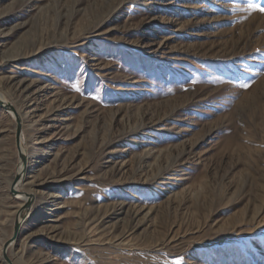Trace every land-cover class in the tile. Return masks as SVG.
<instances>
[{
    "label": "rangeland",
    "instance_id": "1",
    "mask_svg": "<svg viewBox=\"0 0 264 264\" xmlns=\"http://www.w3.org/2000/svg\"><path fill=\"white\" fill-rule=\"evenodd\" d=\"M260 9L0 0V264H264Z\"/></svg>",
    "mask_w": 264,
    "mask_h": 264
},
{
    "label": "bare ground",
    "instance_id": "2",
    "mask_svg": "<svg viewBox=\"0 0 264 264\" xmlns=\"http://www.w3.org/2000/svg\"><path fill=\"white\" fill-rule=\"evenodd\" d=\"M8 100L5 99V97L3 96V94L0 92V105L5 109L3 111H5V113L8 114V116L12 119H15L17 122H19V125L21 126V124L23 123V118L18 110V108L11 106L10 104H8L7 102ZM12 111V112H11ZM16 123V122H15ZM21 131V129H20ZM22 131L19 133V146H20V165L17 168V172L15 177L13 178H17L18 180L16 182H13L14 179L11 181V183L9 184L10 186V190L12 189V191L15 192L14 197L16 199H20L24 204H21L22 206L19 207L17 209V214H18V220H19V228L21 226V223L25 220L26 216H27V210L30 209V204L33 201L34 197H31L32 195H30L29 193H25V192H21L20 189V184L21 181H23V177L25 176V172H26V157H25V153H24V148H23V136H22ZM22 185V184H21ZM26 195H30L31 200H28V197L24 198L23 196ZM15 240V239H14ZM13 241H7V245L5 250L2 249V253H3V258H4V252H6L7 248L14 242ZM4 264H11V262L9 260H5L4 259Z\"/></svg>",
    "mask_w": 264,
    "mask_h": 264
},
{
    "label": "water",
    "instance_id": "3",
    "mask_svg": "<svg viewBox=\"0 0 264 264\" xmlns=\"http://www.w3.org/2000/svg\"><path fill=\"white\" fill-rule=\"evenodd\" d=\"M0 108H2L3 110H5L1 105H0ZM16 121V120H15ZM20 129H21V126L19 125V122H17L16 121V142H18L19 143V133H20ZM18 179L17 178H14V181L13 182H16ZM10 192L12 193V194H14L15 195V192L14 191H12V189L10 190ZM14 234H15V237H16V234H17V231H18V229H19V220H18V218L16 217V221H15V223H14ZM14 237V238H15ZM9 242V241H8ZM6 245H7V243H5L4 245H3V250H5V248H6ZM4 259L7 261L8 259H7V257L5 256V252H4Z\"/></svg>",
    "mask_w": 264,
    "mask_h": 264
},
{
    "label": "snow or ice",
    "instance_id": "4",
    "mask_svg": "<svg viewBox=\"0 0 264 264\" xmlns=\"http://www.w3.org/2000/svg\"><path fill=\"white\" fill-rule=\"evenodd\" d=\"M260 11H264V9H260Z\"/></svg>",
    "mask_w": 264,
    "mask_h": 264
}]
</instances>
